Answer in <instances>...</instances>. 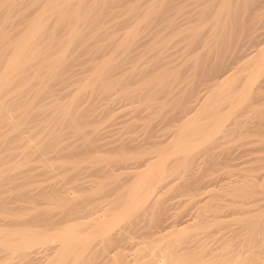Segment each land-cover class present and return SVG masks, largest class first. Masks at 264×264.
<instances>
[{
	"label": "bare ground",
	"instance_id": "1",
	"mask_svg": "<svg viewBox=\"0 0 264 264\" xmlns=\"http://www.w3.org/2000/svg\"><path fill=\"white\" fill-rule=\"evenodd\" d=\"M81 53L89 75L40 110ZM92 79L106 141L77 109ZM248 144L264 150V0H0V264H264L263 186L207 178ZM230 214L234 248L210 253L200 232Z\"/></svg>",
	"mask_w": 264,
	"mask_h": 264
},
{
	"label": "rangeland",
	"instance_id": "2",
	"mask_svg": "<svg viewBox=\"0 0 264 264\" xmlns=\"http://www.w3.org/2000/svg\"><path fill=\"white\" fill-rule=\"evenodd\" d=\"M119 19L120 20V18L119 17H115V19ZM114 18H113V20L112 21H114L115 20ZM117 21V20H116ZM186 21V22H185ZM184 22H185V25L184 26H187L188 24H190V22H187V20H185ZM181 23V22H180ZM182 23H183V21H182ZM184 24V23H183ZM183 26V25H182ZM182 28V27H181ZM116 29H120L119 27H117ZM122 29H125V28H123L122 27ZM154 29H156V27L154 28ZM81 54H82V56H81ZM80 54V57H79V55L78 56H76V58H75V56H72L71 57V62H70V64H69V66H72V67H70L69 68V66L65 69V74H63V75H65V77H64V79L63 78H61V79H59L57 82H55V87L57 88H55L54 86V89H53V87H52V90H53V92L55 93V94H52V93H50V92H48L47 94H45L44 96H42V97H40V99H38V101H39V104H40V106H42L43 105V103H44V105L42 106V107H39V109L40 110H42V111H45V109H46V111L47 110H51V109H53L52 108V106L51 105H49L48 103H49V101H48V99H53L51 96L53 95L54 96V98H56V97H59L60 96V98H62L63 97V99L62 100H65V99H67V98H69L68 96H72V95H74L73 93H74V89H72L73 87H76L75 85H77L78 84V82H76V84L75 85H70L71 83L70 82H72L73 81V78H74V81L73 82H75V80H77L76 79V76H77V78L79 77V75H80V77H82V76H88L89 75V71L87 72V68H84V65H82V67H81V63L80 62H78V61H81L82 60V58H87L88 56H90V55H85L84 53H81ZM78 59V60H77ZM75 60H76V62H78V63H76L75 64ZM73 61H74V63H73ZM83 61V60H82ZM84 63V62H83ZM72 64H74V65H72ZM78 64V65H77ZM79 64H80V66H79ZM87 65V64H86ZM86 67V66H85ZM87 67H88V65H87ZM83 69V70H82ZM69 70V71H68ZM81 70V72H79ZM77 71H78V73H80L79 75H77V74H75V73H77ZM63 72V73H64ZM70 72H73V73H70ZM85 72H87L86 73V75H84L85 74ZM71 74V75H70ZM73 74V75H72ZM75 74V75H74ZM70 77V78H69ZM62 80H64V81H62ZM62 81V82H61ZM63 83V85L65 84V83H67V84H65L64 86H62V84L61 83ZM65 82V83H64ZM69 82V83H68ZM57 83H59L58 85H57ZM94 83L96 84V82H94V80L92 79V82L89 84V87H87L86 89H85V91H88L87 93H86V96H84V98L82 99V101H80L79 103H78V105H77V109H79L80 111H82L83 109H87L88 107V105L90 104V106H89V108L91 107L92 109H93V111H91V112H89V119L91 120V118H93L92 120H94V122H93V125L94 126H96L97 128L99 127V134H101L102 133V131H103V133L105 134H101V135H103V136H101L100 135V138H101V140L106 136V138H104L102 141H106V140H109V138L111 139L112 137L111 136H115L116 135V133L115 132H117V129H116V131L114 130L116 127H118V124H115V122L114 123H112L113 121H111V119H106V118H104V120L103 119H101V120H98V111H99V109H97L98 108V106L96 105V103L97 102H100V103H102V101L103 102H106L107 100H97L96 99V95H95V93H91V85L93 86L94 85ZM73 84V83H72ZM68 86H71L72 88H71V90L70 89H68ZM95 86V85H94ZM61 87V88H60ZM65 88H67V89H65ZM93 89H94V87H93ZM93 89H92V91H93ZM68 90H70V91H68ZM52 92V91H51ZM61 93V94H57V93ZM89 92L91 93V94H93L94 96H92V95H90L89 94ZM68 93H69V95H68ZM49 94V95H48ZM56 95V96H55ZM65 95V96H64ZM47 96V97H46ZM49 96V97H48ZM89 96L91 97L92 96V98L90 99L89 98ZM86 97V98H85ZM89 98V99H88ZM45 100V101H44ZM93 100V101H92ZM95 100H97L96 101V103H95ZM37 101V102H38ZM43 101V103H40V102H42ZM92 101V102H91ZM88 102H90V103H88ZM84 103H87V104H84ZM94 104H95V106H94ZM49 106V109L47 108ZM84 106V107H83ZM43 107H45V109L43 108ZM81 107H82V109H81ZM95 109V110H94ZM97 116H95L94 114ZM91 114V115H90ZM92 114L94 115V117H91L92 116ZM91 117V118H90ZM119 117H121L122 119L124 118V117H122V116H120V115H118V118H117V120L119 119ZM97 120H96V119ZM121 118H120V121H121ZM108 121V123H107V121ZM37 121L38 120H32V121H28L27 123L29 124V122H30V124H31V126L29 125L28 126V124L27 123H25L26 124V126L29 128V127H32L33 125H34V123L36 124L37 123ZM96 121V122H95ZM106 123V124H108V125H106V124H104V122ZM101 123L102 124H104V125H101ZM22 124V127L20 128V126H19V128L20 129H22V131H23V128H26V126H24L25 124H23V123H21ZM96 124V125H95ZM115 125V126H113L114 128H112V127H110V125L112 126V125ZM106 125V126H105ZM117 125V126H116ZM105 126V127H104ZM7 127V130H5V128ZM104 127V128H103ZM106 127H109V129L111 128V131L108 129V128H106ZM27 128V129H28ZM4 132H5V134H8L10 137H16L17 139L18 138H21L20 139V143H22L21 141H23V140H25L26 139V136H27V139L29 138V135H30V133L28 132V130L27 129H25L24 131H23V134L25 133L26 134V132L27 133H29V134H27L26 136L24 135V137H25V139H24V137H23V139H22V137L20 136V135H22V132H20V133H15L16 131L14 130V132H13V129L12 128H10V126L8 125H4ZM102 129V131H100ZM105 129V130H104ZM108 129V131H106ZM9 130H11V132H9ZM27 130V131H26ZM85 130V129H84ZM6 131L8 132V133H6ZM21 131V130H20ZM115 133H113V132ZM12 132H13V134L14 135H11L12 134ZM101 132V133H100ZM107 132H112L113 133V135H112V133H111V135H110V133H107ZM8 135H6V136H8ZM108 135H110L109 136V138H108ZM64 136H65V138H64ZM73 136V135H72ZM72 136H70V134H69V132H66L64 135H63V139L64 140H62L64 143L63 144H65V143H67V144H70V143H72V144H76L75 146H77V142H79L80 140L79 139H76L77 141H75V138L74 137H72ZM69 138V139H68ZM74 139V140H73ZM70 140V141H69ZM101 141V142H102ZM18 143H19V140L17 141ZM75 142V143H74ZM80 143V142H79ZM66 145V144H65ZM249 145V144H248ZM247 145V147L246 148H249L248 150L247 149H245V145H242V146H239V145H235L234 147H233V152H235V156H233V158H232V160H229L228 161V164H219L218 166H216L214 169H213V171L212 172H210V171H208L207 172V178H213L212 180H213V182H212V185L209 187L210 189H212L213 191H214V189H216L217 191H219V188H221L220 186H227L229 183L230 184H239V185H243L244 184V181H246V180H248L249 178H251V180L252 181H254L257 185H259L260 187H262L263 189H264V160H255L254 158L255 157H257V156H263L264 157V150L262 149V150H259V151H253V153L252 152H250L251 151V149H253L254 147L252 146V147H250L251 145H249L248 146ZM74 145H72V147H73ZM74 146V147H75ZM239 146V147H238ZM67 147H71V144H70V146H68L67 145ZM72 149V148H71ZM240 149H241V151H243L242 153H241V151H240ZM255 149H258L257 147H255L254 148V150ZM247 151V152H246ZM248 152H250V153H248ZM234 155V154H233ZM252 155V156H251ZM246 158V159H245ZM239 161V162H238ZM241 161V162H240ZM259 161V162H258ZM245 162V163H244ZM257 162V163H256ZM262 163V164H261ZM8 164V165H7ZM11 164H13V163H11L10 161L9 162H5V164L3 163L2 164V166L3 167H6L7 168V166L8 167H10V166H12ZM223 167H222V166ZM224 165H225V167H224ZM5 168V169H6ZM21 168V169H20ZM24 167H19V169L18 170H22ZM217 168V169H216ZM222 168V170H220ZM260 168V169H259ZM227 170V171H226ZM211 173V176H210V174H208V173ZM218 172V173H217ZM222 172V173H221ZM224 172V173H223ZM229 173V174H228ZM215 174V175H214ZM225 175V176H224ZM229 175V176H228ZM253 175V176H252ZM209 176V177H208ZM212 176H214V177H212ZM219 176V177H218ZM215 178V179H214ZM243 178H245V179H243ZM255 178V179H254ZM217 179V180H216ZM232 179V180H231ZM61 180H62V178H61ZM262 180V181H261ZM235 183H234V182ZM240 183H239V182ZM6 182V183H5ZM3 185L1 186L2 188L0 189L1 190V193L2 194H0V196L1 195H3V196H1L2 198H4V199H6L7 201H9V202H11L12 200L11 199H9V198H12V196L10 197V194H12V193H10V192H8V191H10V190H7V188H8V182L7 181H2L1 182ZM217 185H216V184ZM219 183H220V185H219ZM7 184V185H6ZM34 184V185H33ZM36 184H38V183H29L28 184V186L29 185H32V186H29V188H30V190L32 189V190H36ZM215 184V185H214ZM223 184V185H222ZM225 184V185H224ZM261 184V185H260ZM5 186H7L6 188H4ZM216 186V187H215ZM219 187V188H218ZM215 190V191H216ZM3 192H6V193H3ZM12 192V191H11ZM14 193V192H13ZM8 194V195H7ZM14 195V194H13ZM222 195H224V196H222ZM221 196H220V198L218 199V201L219 200H222L223 199V201L225 200V199H227V198H229V194H222ZM225 195H226V198H223V197H225ZM13 202V201H12ZM220 202H222V201H220ZM12 203H10V204H8L9 205V207H11L12 205H11ZM17 204V203H16ZM11 205V206H10ZM57 206V205H56ZM56 206H54V205H52V207H54L55 209H57L56 208ZM182 206V205H181ZM181 206H178V208L177 209H179ZM183 208V206L180 208V209H182ZM179 209V210H180ZM184 209V208H183ZM182 209V210H183ZM8 210V209H7ZM6 210V211H7ZM194 211V209L192 208H190V212H192V211ZM173 211H176L175 209L173 210ZM181 211V210H180ZM23 212V211H22ZM22 212H21V214H22ZM27 211H25V213H26ZM14 212H12V216H11V214L9 215L10 217H13L12 219L8 216V214H7V218H6V220L8 221L9 219H10V222H12V221H14L15 220V218H14V214H13ZM25 213H23V214H25ZM193 213V212H192ZM22 216V215H21ZM235 216H237L238 217V215H236V214H230V215H227V216H224V217H222V219L220 218L219 220L220 221H222V223H221V229H224V230H221L220 229V226L216 229L217 230V232L216 233H214L213 235H215L214 236V238L212 237L213 235H211V238L209 237H207V235H206V232H204V233H202V232H200V236L202 237V239L204 240V242H203V240L201 241L202 242V245L205 247V248H207L208 249V251L210 252V253H214V251H215V253L214 254H219L218 252H220L221 253V251H223L224 249H222V245H223V247H224V245L226 244V243H228V245H230V246H226L227 247V249L226 250H228L229 249V247H230V249L229 250H232L233 248H234V241L232 242V240H233V238L232 237H234L235 238V234H234V232H236L237 231V228L239 227V223H237L238 222V220H237V217H235ZM27 216H23V218L21 219V220H23V219H25ZM230 217H233V218H231L232 220V222H233V224H232V222L230 223ZM20 218V217H19ZM227 218V219H226ZM236 218V219H235ZM226 219V220H225ZM235 219V220H234ZM5 220V221H6ZM234 220V221H233ZM7 221H6V223H7ZM224 221V222H223ZM236 221V222H235ZM9 222V223H10ZM231 224V226H227V225H230ZM238 224V225H237ZM236 225V226H235ZM238 226V227H237ZM234 227V228H233ZM7 228H9V227H7ZM227 228H229V229H227ZM4 229H6V227H0V230H3V232H4ZM208 229V228H207ZM207 229H205V231H208ZM236 229V230H235ZM215 230V231H216ZM211 231H212V229H211ZM219 231H220V234H219ZM223 231H225V232H227V233H225V232H223ZM232 231H233V234H234V236H231V240H229L230 239V235H229V233L231 234L232 233ZM2 232V231H1ZM5 232H6V230H5ZM221 232H223V233H221ZM229 232V233H228ZM208 233V232H207ZM225 233V234H224ZM1 234V233H0ZM204 234H205V236H204ZM218 234H219V236H218ZM222 234L225 236V237H227V239L225 240L224 238H223V236H222ZM226 234H228V235H226ZM232 234V235H233ZM220 235H221V239H223L222 241H221V239H220ZM228 236H229V238H228ZM258 236V239L260 238V244H261V246H262V244L264 243V239H262V236H261V234H259V235H257ZM260 236V237H259ZM205 237V238H204ZM206 238H208L207 240H206ZM217 238H218V240H217ZM209 239H211V241L209 240ZM208 241H210V242H208ZM226 241V242H225ZM229 241H231L232 242V244H229ZM216 242V243H215ZM230 242V243H231ZM208 243V246L207 245H205V244H207ZM223 243V244H222ZM220 244V245H219ZM219 246H221L220 247V250L221 251H218L219 249ZM232 246V247H231ZM214 247V248H213ZM217 247V248H216ZM262 248H263V251H264V244H263V246H262ZM216 250H217V252H216ZM129 251L130 250H127V252L129 253ZM126 252V253H127ZM131 252V251H130ZM132 253V252H131ZM233 253V252H232ZM130 254V253H129ZM129 258V257H128ZM12 260V259H11ZM11 260L9 261V263H11ZM15 260V259H14ZM16 261V260H15ZM15 261H12L13 263H15Z\"/></svg>",
	"mask_w": 264,
	"mask_h": 264
}]
</instances>
